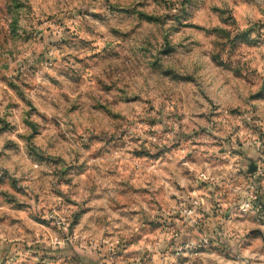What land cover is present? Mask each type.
<instances>
[{
	"label": "rangeland",
	"instance_id": "obj_1",
	"mask_svg": "<svg viewBox=\"0 0 264 264\" xmlns=\"http://www.w3.org/2000/svg\"><path fill=\"white\" fill-rule=\"evenodd\" d=\"M0 264H264V0H0Z\"/></svg>",
	"mask_w": 264,
	"mask_h": 264
},
{
	"label": "built area",
	"instance_id": "obj_2",
	"mask_svg": "<svg viewBox=\"0 0 264 264\" xmlns=\"http://www.w3.org/2000/svg\"><path fill=\"white\" fill-rule=\"evenodd\" d=\"M199 208H200V203L198 201H195L190 208L183 211V214L187 216L186 217L187 219H191L193 218V216H195Z\"/></svg>",
	"mask_w": 264,
	"mask_h": 264
},
{
	"label": "crops",
	"instance_id": "obj_3",
	"mask_svg": "<svg viewBox=\"0 0 264 264\" xmlns=\"http://www.w3.org/2000/svg\"><path fill=\"white\" fill-rule=\"evenodd\" d=\"M181 231H184V234L186 235V236H189L190 235V232L191 231H189L188 230V226H186V225H181ZM190 239V238H189Z\"/></svg>",
	"mask_w": 264,
	"mask_h": 264
}]
</instances>
